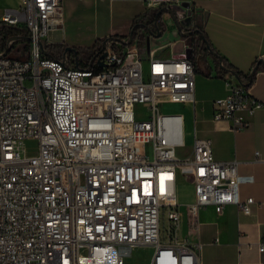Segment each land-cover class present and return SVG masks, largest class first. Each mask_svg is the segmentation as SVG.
I'll use <instances>...</instances> for the list:
<instances>
[{"label": "built area", "instance_id": "built-area-1", "mask_svg": "<svg viewBox=\"0 0 264 264\" xmlns=\"http://www.w3.org/2000/svg\"><path fill=\"white\" fill-rule=\"evenodd\" d=\"M62 3L21 0L0 18L30 38L27 57H0V264H202L203 245L179 235V181L193 185L195 228L201 209L251 216L255 200L241 198L254 177L215 160L196 126L190 147L184 116L162 112L195 103L194 36H181L179 49L168 42V58L145 59L134 39L109 43L104 66L93 63L101 70L65 66L41 47L63 28ZM158 4L191 17L181 0ZM222 72L228 94L213 102V121L244 131L264 103ZM27 140L38 141L36 155L26 154ZM138 249L151 251L147 263L129 262Z\"/></svg>", "mask_w": 264, "mask_h": 264}, {"label": "crops", "instance_id": "crops-1", "mask_svg": "<svg viewBox=\"0 0 264 264\" xmlns=\"http://www.w3.org/2000/svg\"><path fill=\"white\" fill-rule=\"evenodd\" d=\"M158 1L63 0V28L51 32L48 45L54 51L57 45L86 51L108 37L127 38L134 20L149 10L158 9ZM181 1L185 9L191 8L187 28L202 31L212 48L234 69L249 75L255 63L264 60V0ZM20 3L21 0H0V18ZM162 22L165 25L162 38H153L144 32L146 41L141 52L145 59L151 52L164 58L173 56L170 48L163 49L168 42L174 43L177 49L182 47L175 22L164 17ZM69 56L75 59L74 55ZM196 66L195 103L178 106L191 133L187 144L192 146L196 126L199 138L212 141L215 160L237 161L240 174L254 177L253 183L241 187V198H253L255 205L251 216L241 214L235 206L227 207L220 214L214 207L201 209L195 228L188 211V206L195 201L194 188L182 180L190 187V194L183 198L178 192L183 215L180 238L203 245L202 264H264V253L258 250L264 241V110L257 111L250 127L241 132L232 131L229 122L213 121V102L227 96L228 89L222 73L219 74V61L213 55L201 54V65L196 61ZM250 91L264 103V69L259 68ZM256 153L262 161H256Z\"/></svg>", "mask_w": 264, "mask_h": 264}, {"label": "trees", "instance_id": "trees-1", "mask_svg": "<svg viewBox=\"0 0 264 264\" xmlns=\"http://www.w3.org/2000/svg\"><path fill=\"white\" fill-rule=\"evenodd\" d=\"M158 11H159V8L154 9V10H149L144 15L137 17L133 22L132 29L136 25H139V24H146V25L154 28V20H155V16H156ZM159 25H160V28L165 32V25L162 22V18H160ZM144 32H145L144 30L137 29L134 33V38H135V40H138V44H139L140 48L143 47V45L146 41V36H145ZM201 34H202L203 38L205 39V42L211 47L213 53L215 54V56H214L215 61H217V59L220 58V56L212 48L210 42L208 41L207 36L202 31H201ZM15 36L28 37V33L25 30L18 29L15 27H11V26H8V25L0 22V53L4 52L6 50L8 39L11 37H15ZM122 39H127V38H122ZM193 40L196 43L198 53L205 54V55L210 54L205 46L203 49H201L202 39L200 37L194 36ZM103 41H97L96 44L89 50H86V51L78 50V61H76V58L71 60L70 56L68 55L67 60L69 62V66H76V67L81 68V69L89 68L91 61H92L93 57L95 56L96 52L101 51ZM15 49H18V50L15 51ZM50 49H51V47H50V45H48V47H47V52L49 53L47 55L48 57L55 58V59H62L64 50H65L64 47L58 46V45L55 46V51L57 52V55H52ZM28 53H29L28 41H22V42L16 43L14 45V47L12 48V50L10 51L11 55H14V56L19 57V58L27 57ZM223 61H224V65H225L226 69L228 71L234 72L236 75H238L241 82L244 83L248 88H250L253 85L255 78H256V74L259 71V68L264 69L263 65H259L261 60H258L253 67V70L258 68L256 73L253 76H251V73L249 75H244L243 73L234 69L225 59H223ZM92 68H96L97 70H101V68L99 66L95 67L92 65ZM221 73L223 74V72L220 70L219 74H221Z\"/></svg>", "mask_w": 264, "mask_h": 264}, {"label": "water", "instance_id": "water-1", "mask_svg": "<svg viewBox=\"0 0 264 264\" xmlns=\"http://www.w3.org/2000/svg\"><path fill=\"white\" fill-rule=\"evenodd\" d=\"M186 6V5H185ZM167 14L170 16V18L175 22L176 24V27L177 29L179 30V32L181 33V36L183 38H190V37H193V36H199L201 39H202V42H201V49L204 48V46L206 47V49L208 50V52L215 56V54L213 53L211 47L205 42V39L203 38L202 34H201V31L199 29H195L194 31H185L184 28L181 26V24L179 23L175 13L167 8V7H161L159 9V11L157 12L156 16H155V20H154V28L146 25V24H139V25H136L130 32L129 36L127 37V40L125 39H122V38H118V37H108L107 39H105L102 43V47H101V51L98 52L92 59L91 61V64H90V67L88 69H90L93 65V63L95 62V60H97L99 63H100V67H103L104 66V63H103V59L105 58L106 56V53H104V51L106 50L107 46L109 43L111 42H120L122 43L123 45L125 46H130L133 44L134 42V33L137 29H141V30H144L146 31L151 37L153 38H162L163 34L165 33L161 28H160V25H159V22H160V18H163V16ZM22 41H30V38L29 37H23V36H15V37H11L8 39L7 41V47H6V50L2 53H0V57H5V56H10V51L12 50V48L14 47V45L16 43H19V42H22ZM41 47H42V50L44 52L45 55H48L49 53L47 52V43L46 42H42L41 43ZM69 54H72L75 56L76 58V61H78V50L75 49V48H72V47H66L65 50H64V53H63V57H62V60H61V63L65 66H68L69 65V62L67 60V56ZM189 56L191 54V52H188ZM21 59V58H19ZM218 61H219V69L221 71H224L226 73H230L232 75H234L237 79H239L238 75H236L234 72H231V71H228L224 65V61L223 59L220 57L218 58ZM259 65H263L264 66V60H261ZM258 68L254 69L252 72H251V76H253L256 71H257Z\"/></svg>", "mask_w": 264, "mask_h": 264}, {"label": "rangeland", "instance_id": "rangeland-1", "mask_svg": "<svg viewBox=\"0 0 264 264\" xmlns=\"http://www.w3.org/2000/svg\"><path fill=\"white\" fill-rule=\"evenodd\" d=\"M168 8L171 9L175 13V15H176L179 23L181 24V26L184 29H187V25L190 23V20L187 17L188 13L185 11L182 12V10L175 5H171ZM163 17L166 19H169V20L171 19L170 16L167 14H165ZM147 47H149V45H147ZM50 51L52 52L51 53L52 55H57V53L53 49H50ZM195 58H196V61H198L199 64L201 65V54L196 52ZM178 106L179 105H169V104L164 105L162 107V112L163 113H170V114L180 113ZM140 108H141V110H143L142 107H140ZM190 134L191 133L189 132L188 127H186L187 139L189 138ZM38 147H39L38 141H36V140L25 141L24 148H25L26 154L28 156L36 155L38 152ZM183 154H184L183 151L179 153L180 156H182ZM178 192H179L180 196H182L183 198H186L189 196L190 187L188 186V184L185 181H182V180L179 181ZM162 226H163V228L168 229L169 228L168 221H163V219H162ZM150 255H151V251H149L147 249H138L134 252L133 257L129 260V262L130 263H147L150 259Z\"/></svg>", "mask_w": 264, "mask_h": 264}, {"label": "flooded vegetation", "instance_id": "flooded-vegetation-1", "mask_svg": "<svg viewBox=\"0 0 264 264\" xmlns=\"http://www.w3.org/2000/svg\"><path fill=\"white\" fill-rule=\"evenodd\" d=\"M97 53H98V51L96 52V54H97ZM96 54H95V55H96Z\"/></svg>", "mask_w": 264, "mask_h": 264}]
</instances>
